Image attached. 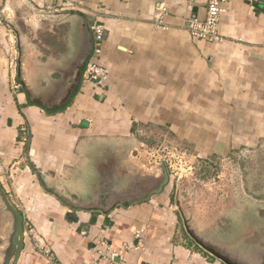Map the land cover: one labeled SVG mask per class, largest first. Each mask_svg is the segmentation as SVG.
<instances>
[{
  "label": "crops",
  "instance_id": "crops-1",
  "mask_svg": "<svg viewBox=\"0 0 264 264\" xmlns=\"http://www.w3.org/2000/svg\"><path fill=\"white\" fill-rule=\"evenodd\" d=\"M207 5L0 0V185L34 231L17 264H221L189 243L168 188L111 212L101 197L109 174L153 171L156 132L207 159L264 143V0L223 3L217 42L188 30ZM95 24L105 83L84 78Z\"/></svg>",
  "mask_w": 264,
  "mask_h": 264
},
{
  "label": "rangeland",
  "instance_id": "rangeland-1",
  "mask_svg": "<svg viewBox=\"0 0 264 264\" xmlns=\"http://www.w3.org/2000/svg\"><path fill=\"white\" fill-rule=\"evenodd\" d=\"M62 48H65V45ZM156 133L157 138L152 141V146L156 150L157 156H165V152L172 147L168 145L169 147L166 148L163 133ZM188 152L191 155V162L194 164L195 169L193 174L188 175V177L172 179L167 188L173 202L176 203L175 199L179 195L178 199L181 203L182 212L192 218L199 233L205 230L208 233L210 232L209 236L219 243L231 239L237 247L243 245V240L240 239L244 238L245 235L238 234L241 237L236 235L235 232L238 231L235 230V226L238 225L236 223L254 215L257 209L250 207L246 211L243 207L244 213H239L235 203L238 205L237 198H244L245 179L249 181L250 189L254 193L252 195L254 204L258 200L257 198L262 194L264 195V143L256 150L243 148L241 154H235L230 159L211 157L207 159L199 157L193 151L188 150ZM121 176L127 177V175H118L117 177L120 178ZM117 177L109 174L110 179L108 180L112 182L110 186H115V190H111L113 196L110 194V198L113 199L108 202L109 205H112L117 199H121L119 197L125 196V198H128L132 196L134 194L133 189L143 185L142 182L127 183L125 180L113 182ZM116 196L119 197L115 198ZM238 209L240 208L238 207ZM238 216H240L239 220ZM236 220L238 221L236 222ZM180 222L181 228L184 229V221L181 219ZM241 232L249 233L245 230H241ZM252 233L250 232L247 236ZM234 235L236 237L232 238ZM215 237L219 238L216 239ZM187 238L189 243L192 244V237L188 235ZM197 248L203 250L199 246ZM204 252L210 255L206 251Z\"/></svg>",
  "mask_w": 264,
  "mask_h": 264
},
{
  "label": "water",
  "instance_id": "water-1",
  "mask_svg": "<svg viewBox=\"0 0 264 264\" xmlns=\"http://www.w3.org/2000/svg\"><path fill=\"white\" fill-rule=\"evenodd\" d=\"M258 4L259 3H255V6L259 7ZM19 51L20 57L18 60V80L20 81L28 95L33 98V93L30 90L26 80L24 79V50L21 46H19ZM152 166V172L145 173L143 171H140V174L139 172L137 173L138 175H128L126 177L125 181L127 183L142 182L143 185L139 186L144 187V190L139 195L117 199L112 205L108 207V211L106 212L113 211L119 205L128 207L129 205H133L136 203L149 202L152 196L164 193V191L172 181L167 165L163 159H160ZM113 190H115L114 187ZM110 194L111 191L104 192L102 193L101 197L110 198ZM178 198L179 195L177 196L175 202L179 209L181 219L184 221L186 231L193 239L196 240V238L191 233L192 230H195L193 220L187 214L182 212L181 203ZM100 208L104 211L105 206H102ZM24 233V216L21 211L11 202L10 198L0 185V264H17L20 258V254L25 247ZM254 233L246 236V238H255L256 242L254 244H246L244 246L241 245L240 247L242 248H240L239 250L240 253L236 252V250L233 249L234 242L231 239L227 242H221L220 244L221 246L224 245V248L226 249H233V258H236L239 261V264H264V247L260 245L261 240L259 238L261 236ZM209 234L210 233H208V235ZM200 245L204 250L207 251V253H210L214 257V259H216L220 263L238 264L234 262V259L231 258V254L228 253V256L222 255L221 253L215 252L214 250L202 245L201 243Z\"/></svg>",
  "mask_w": 264,
  "mask_h": 264
},
{
  "label": "built area",
  "instance_id": "built-area-1",
  "mask_svg": "<svg viewBox=\"0 0 264 264\" xmlns=\"http://www.w3.org/2000/svg\"><path fill=\"white\" fill-rule=\"evenodd\" d=\"M226 1L228 0H208L206 18L203 21H193L188 25V30L193 38L208 42L220 41L218 24L222 12V4ZM93 32L95 36L94 60L87 63L84 70V78L95 83H105L108 79V72L99 62L100 46L105 38L104 27L100 24H95ZM165 153L166 155H161L158 160L163 159L165 161L172 179H181L193 174L195 168L188 151L179 147H172ZM154 164L155 162L152 165ZM25 228L29 235L33 234L34 231L28 223H25ZM114 258L115 254H111V257L108 258L111 264H114Z\"/></svg>",
  "mask_w": 264,
  "mask_h": 264
},
{
  "label": "flooded vegetation",
  "instance_id": "flooded-vegetation-1",
  "mask_svg": "<svg viewBox=\"0 0 264 264\" xmlns=\"http://www.w3.org/2000/svg\"><path fill=\"white\" fill-rule=\"evenodd\" d=\"M237 154H241V153H237ZM230 158H228V159H230ZM244 183H245V186H244V198H237L236 199V200H238V205H239L238 206L237 203H235L236 204L237 211L239 213H241V212H243L245 210L246 211L249 210L250 207L251 208H254L255 207V210L257 209L256 210L257 212H255L254 215H252V216H250V217H248L246 219H242L241 222L236 223L238 225L235 226L236 227L235 230H238L237 231L238 233L237 232H235V233H236L237 236H239V235H245L244 236L245 238L240 239V240H243V245L242 246H244L246 244H252V243L254 244L256 242L255 241V238H246L247 234H249L250 232H253V233L255 232L256 234H259L262 237V238L259 237L260 240H261L260 245H262L264 247V195L262 194L259 198H257L258 200L254 204L253 203V200H252V195H254V193L250 189L249 181L247 179H245V182ZM138 187L140 188V190H138L139 189ZM143 190H144V188L142 186L135 187L133 189L134 194L132 195V197L133 196H136V195H139ZM117 197H119V196H116L115 198H117ZM119 198H125V196L119 197ZM175 198H176V196H175ZM238 207L240 209H238ZM243 207L245 208V210H244ZM237 218L239 220L240 216H238ZM238 220H236V222ZM222 226H223V224H222ZM228 229H230V227H228ZM241 230L248 231L249 233H242ZM184 232L187 234V236L189 235L187 233V231H186L185 224H184ZM191 233H192V235L197 240L196 241L195 239L192 238V241H193L192 244H194V245L199 246V247L202 248V246L200 245V243H201L202 245H204V246H206V247L214 250L215 252L221 253L222 255H227L228 256V253H229V254H231V258L232 259H234L233 258V255H232L233 249H235L236 252H239L240 253L239 250H240V248H242L240 246L237 247V245H235L236 244L235 243L233 249H231V250L226 249V248H224V245L221 246V244L218 241L210 238L209 235H208V232H206L205 230H202L201 233H199V230L195 228V230H192ZM236 235H234L232 238H235ZM239 237H241V236H239ZM218 238H216V239H218ZM210 241H212V242H210ZM204 251H206V250H204ZM234 262H236V263L239 264V261L236 258L234 259Z\"/></svg>",
  "mask_w": 264,
  "mask_h": 264
},
{
  "label": "trees",
  "instance_id": "trees-1",
  "mask_svg": "<svg viewBox=\"0 0 264 264\" xmlns=\"http://www.w3.org/2000/svg\"><path fill=\"white\" fill-rule=\"evenodd\" d=\"M74 94H72V98H73ZM64 109H59L57 111H54V112H50L48 110H46L48 112V114H54V113H57V112H60V111H63Z\"/></svg>",
  "mask_w": 264,
  "mask_h": 264
}]
</instances>
